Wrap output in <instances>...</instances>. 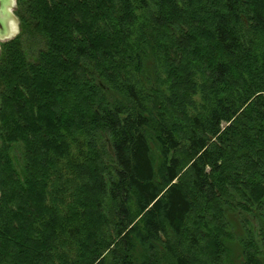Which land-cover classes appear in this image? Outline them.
<instances>
[{"label": "trees", "instance_id": "trees-1", "mask_svg": "<svg viewBox=\"0 0 264 264\" xmlns=\"http://www.w3.org/2000/svg\"><path fill=\"white\" fill-rule=\"evenodd\" d=\"M14 14L0 264H264V0Z\"/></svg>", "mask_w": 264, "mask_h": 264}, {"label": "water", "instance_id": "water-1", "mask_svg": "<svg viewBox=\"0 0 264 264\" xmlns=\"http://www.w3.org/2000/svg\"><path fill=\"white\" fill-rule=\"evenodd\" d=\"M15 0H0V38L3 40L8 37L9 21L17 23L13 14Z\"/></svg>", "mask_w": 264, "mask_h": 264}, {"label": "rangeland", "instance_id": "rangeland-1", "mask_svg": "<svg viewBox=\"0 0 264 264\" xmlns=\"http://www.w3.org/2000/svg\"><path fill=\"white\" fill-rule=\"evenodd\" d=\"M9 22L11 24V29L14 30L15 29L14 23L12 22V20H10ZM16 34H17V32L15 31L14 34L9 35L7 38L3 39L0 42V44L3 43V42H6V41H8V40H10L12 38H14L16 36ZM234 243L235 242H233V245L231 246V248H232L233 251L231 252V255L229 257V264H240L241 260H240L238 248L236 249V246L234 245ZM261 245H262V248L264 249V242H261ZM233 246H234V249H233Z\"/></svg>", "mask_w": 264, "mask_h": 264}, {"label": "flooded vegetation", "instance_id": "flooded-vegetation-1", "mask_svg": "<svg viewBox=\"0 0 264 264\" xmlns=\"http://www.w3.org/2000/svg\"><path fill=\"white\" fill-rule=\"evenodd\" d=\"M14 10H15V8H14ZM14 10H13V14H14ZM14 16H15V14H14ZM15 18H16V20H17V23H14V27H15V29L13 30V29H9V33H8V36L9 35H12L15 31L17 32V34H18V32H19V21H18V18L15 16ZM9 24H10V22H9ZM10 28H11V25L9 26ZM11 30V31H10ZM11 32H13V33H11ZM16 34V35H17ZM2 41V39L0 38V42Z\"/></svg>", "mask_w": 264, "mask_h": 264}, {"label": "bare ground", "instance_id": "bare-ground-1", "mask_svg": "<svg viewBox=\"0 0 264 264\" xmlns=\"http://www.w3.org/2000/svg\"><path fill=\"white\" fill-rule=\"evenodd\" d=\"M10 25H11V24H10ZM10 25H9V26H10ZM9 29H11V28L9 27ZM10 31H11V30H10ZM11 33H13V32H11ZM13 34H14V33H13Z\"/></svg>", "mask_w": 264, "mask_h": 264}]
</instances>
